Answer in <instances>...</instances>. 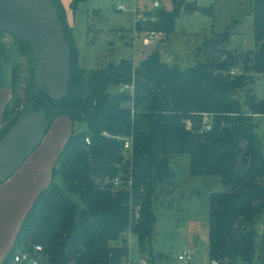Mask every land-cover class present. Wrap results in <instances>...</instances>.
<instances>
[{
  "label": "trees",
  "instance_id": "1",
  "mask_svg": "<svg viewBox=\"0 0 264 264\" xmlns=\"http://www.w3.org/2000/svg\"><path fill=\"white\" fill-rule=\"evenodd\" d=\"M51 1L71 50L67 94L53 101L35 83L31 47L11 35L12 91L19 79L17 53L29 55L31 76L23 99L3 108L0 139L28 108L43 110L47 131L60 116L86 128L73 129L59 150L49 184L18 228L15 251L32 253L39 245L34 255L42 264H128L127 231L136 235L141 250L150 243L156 183L171 180L170 158L188 155L191 175L219 176L223 186L209 196L210 263L264 264V247L256 254L255 244L264 218V149L260 122L248 115L264 113V96L258 98L253 89L264 75V0L252 1L256 47L246 54L247 70L233 76L224 72L228 55L216 53L230 31L205 36L188 65L169 63L153 50L137 63L122 58L87 70L79 63L66 9L59 0ZM85 1L72 0L69 9L75 12ZM182 3L172 0L170 9L149 10L135 27L172 33ZM239 91L244 92L237 97ZM127 137L131 149L125 154ZM116 177L122 184L117 189L111 185Z\"/></svg>",
  "mask_w": 264,
  "mask_h": 264
},
{
  "label": "rangeland",
  "instance_id": "2",
  "mask_svg": "<svg viewBox=\"0 0 264 264\" xmlns=\"http://www.w3.org/2000/svg\"><path fill=\"white\" fill-rule=\"evenodd\" d=\"M152 0H86L76 9L78 22L72 34L79 50V63L87 70L117 63L122 58L137 63L153 50H158L169 63L188 65L193 62V54L205 36L230 31L229 40L219 54L228 55L224 72L230 68L239 73L247 70L246 54L256 47L252 14L253 0H183L181 11L170 34L161 32L149 43L143 42L144 34L135 28V20L152 9ZM161 8L170 9L172 0H159ZM124 5L125 10H117ZM136 5V7H135ZM135 8V9H134ZM134 10V11H133ZM208 12V14H206ZM67 23L71 26L68 17ZM72 27V26H71ZM208 30V32H206ZM27 53H17L19 79L14 83L10 105L22 100L31 64ZM233 76V75H232ZM258 98L264 96V75L253 87ZM110 91L118 90L110 87ZM244 91H239L237 97ZM259 135L264 149V131L259 120ZM85 124H74L75 131L85 130ZM171 180L156 183L153 196L155 223L150 243L141 250L137 238L131 232L128 241L125 235L130 259L138 262L140 256H149L147 264H211L208 255V210L211 193L223 191L219 176H193L189 171V156L175 155L168 164ZM264 218L257 226L256 254L264 247ZM129 243V246H128ZM191 256L189 260H179L182 253ZM247 264V263H240Z\"/></svg>",
  "mask_w": 264,
  "mask_h": 264
},
{
  "label": "water",
  "instance_id": "3",
  "mask_svg": "<svg viewBox=\"0 0 264 264\" xmlns=\"http://www.w3.org/2000/svg\"><path fill=\"white\" fill-rule=\"evenodd\" d=\"M0 32L26 41L35 64L34 79L57 101L67 94L71 50L51 0H0ZM43 110L23 112L0 139V185L42 142L48 126ZM11 246L1 264H9Z\"/></svg>",
  "mask_w": 264,
  "mask_h": 264
},
{
  "label": "crops",
  "instance_id": "4",
  "mask_svg": "<svg viewBox=\"0 0 264 264\" xmlns=\"http://www.w3.org/2000/svg\"><path fill=\"white\" fill-rule=\"evenodd\" d=\"M59 1L67 11L72 28H75L78 15L69 9L72 0ZM210 34H214L213 31ZM13 64L14 39L10 34H2L0 35V128L3 124V108L12 97ZM73 128L74 124L67 116L54 119L40 145L12 176L0 185V264L13 245L18 228L37 194L49 184L56 156Z\"/></svg>",
  "mask_w": 264,
  "mask_h": 264
},
{
  "label": "built area",
  "instance_id": "5",
  "mask_svg": "<svg viewBox=\"0 0 264 264\" xmlns=\"http://www.w3.org/2000/svg\"><path fill=\"white\" fill-rule=\"evenodd\" d=\"M151 5H152V9L161 8L159 0H152L151 1ZM135 7H136V5H135ZM117 10L124 11L125 10L124 5H118L117 6ZM146 17L147 16L145 14H143L142 16L139 15V17L135 20V23L137 21H139V20L147 19ZM151 19H154V18L152 17ZM142 33L144 34V37H143V42L144 43H149L150 41H153V40L157 39L159 37V35L161 34L160 31L145 30V31H142L139 34H137L136 37H140L142 35ZM228 72H229L230 75H236V74L239 73L234 68H230ZM126 88H127V90H132V86H126ZM248 115H252L257 121L261 120L262 129L264 130V113H251V112H248ZM204 122L207 123V118L204 119ZM205 127L206 128H210V124L209 123L205 124ZM85 141H86L87 144L90 143L89 138H85ZM123 141H124L123 142L124 153L128 154L129 150L131 149V139L127 137ZM111 185H112L113 188L117 189L122 184H121V181L119 180V178L116 177V178L113 179ZM127 185H128V187L131 186V181H128ZM126 237H127L128 241H129L130 237H131V232L127 233ZM128 246H129V243H128ZM40 251H41V246H39V245H36V246L33 247V252L32 253L30 251H28V250L27 251H23V252H16L15 251L9 264H42L40 258L38 256L34 255L35 253H38ZM177 258L179 260L185 261V260H189L191 258V256L184 252L182 254H179L177 256ZM148 261H149V256H145V257L144 256L143 257L140 256V259L138 260V262H135L134 260L133 261L131 260L130 262H128V264H147ZM211 264H221V263L219 261H217V260H212Z\"/></svg>",
  "mask_w": 264,
  "mask_h": 264
}]
</instances>
